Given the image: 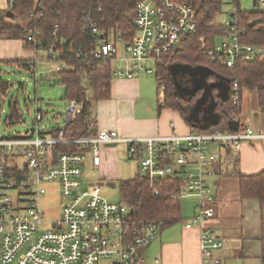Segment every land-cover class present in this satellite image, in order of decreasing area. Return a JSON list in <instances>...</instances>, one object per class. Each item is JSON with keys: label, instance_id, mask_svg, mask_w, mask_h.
Wrapping results in <instances>:
<instances>
[{"label": "built area", "instance_id": "built-area-1", "mask_svg": "<svg viewBox=\"0 0 264 264\" xmlns=\"http://www.w3.org/2000/svg\"><path fill=\"white\" fill-rule=\"evenodd\" d=\"M190 2L145 0L138 3L134 40L130 43L120 39L101 42L95 58L110 64L116 62L121 68H114L115 78H132L134 68L155 75L163 55L177 48L184 35L196 30ZM261 3L263 5L264 0ZM83 21L89 23L92 37H102L88 16ZM224 25L229 29L228 36L206 51L212 63L233 68L236 62L264 57L259 55L264 49L240 44L235 13ZM27 41L33 44L36 54L49 55V61L55 62L53 48L45 52L31 35L27 36ZM118 42L122 45L120 57H117ZM148 62L154 63V73L144 65ZM61 69L59 64L54 70L57 73ZM230 96L236 107L239 91L235 83ZM81 111L80 103L68 101L64 124L55 136L51 129L38 128L43 113L37 109L33 130L24 135L0 137V264L145 262L144 254L158 238L164 222L134 221L127 205L108 202L83 186L86 156L89 155L92 164L97 166L99 148L104 145L125 146L129 157L138 163L137 175L147 181L155 195L160 182L172 181L178 186L172 199L196 201L197 211L185 224V229H200L198 248L202 264H221L217 252L224 243L204 226L214 216L215 198L209 183L211 178L225 177L230 157L238 156L244 143L264 141V133L239 124L232 132L204 133L193 129L186 135L122 137L114 131H100L94 137L65 138L64 127ZM232 120L238 122L237 116L233 115ZM62 146L75 151H58ZM43 183L58 184L63 200L61 218L48 224L43 220L39 205L45 194ZM155 263L160 264L158 258Z\"/></svg>", "mask_w": 264, "mask_h": 264}, {"label": "trees", "instance_id": "trees-1", "mask_svg": "<svg viewBox=\"0 0 264 264\" xmlns=\"http://www.w3.org/2000/svg\"><path fill=\"white\" fill-rule=\"evenodd\" d=\"M142 1L145 0H9V4L12 3L9 9L10 19H7L5 11L0 10V38L23 40L25 48L29 50L33 48V44L27 41V36L31 35L45 52L53 48L55 62L62 66L57 75L58 84L64 90V99L67 102L74 100L82 105L81 113L64 127L65 138L97 135L92 110L95 102L110 97L113 67L108 62L98 61L94 54L101 42L120 39L130 43L134 40L136 7ZM226 1L235 8L240 44L264 49V9L259 7L260 0H255L254 5L252 3L251 10H242L238 0H191L196 30L184 35L177 48L163 55V61L156 67L154 75L164 87L165 107L177 111L186 121L188 111L202 101L205 88H199L188 96L179 93L175 66L183 70H203L207 84L213 85L211 90L214 93L226 83L229 84L228 96L211 105L215 119L209 125L199 127L204 133L232 132L238 128L240 123L233 121L232 116L240 115L244 90L255 93L257 107L264 113V57L236 62L233 68H227L219 63H212L206 55V51L216 44V39L229 34V29L224 24L216 22ZM85 16L90 18V23L102 37H92L89 23L83 21ZM200 39L202 42H199ZM44 56L47 61L50 60L49 55ZM0 64V95H7L13 87L11 82L1 78L2 72L4 73L2 69L18 68L30 76L35 70V65L22 61ZM234 83L239 91V103L236 107L230 96ZM8 107L6 123H19L22 118L19 101L11 99ZM50 129L55 136L58 128ZM57 149L60 152L75 151L66 146ZM237 164V156L230 157L233 170L229 173L227 171L225 176L238 179L242 199H255L264 207V171L250 176L242 175L236 171ZM122 185L123 198L131 209L134 221L162 220L164 230L183 220L180 201L171 198L178 187L176 182H160L156 187L157 195L149 188L147 181L138 175Z\"/></svg>", "mask_w": 264, "mask_h": 264}, {"label": "crops", "instance_id": "crops-1", "mask_svg": "<svg viewBox=\"0 0 264 264\" xmlns=\"http://www.w3.org/2000/svg\"><path fill=\"white\" fill-rule=\"evenodd\" d=\"M9 9V0H0V10L7 13V19L11 18ZM13 61L35 65L36 73L31 76L36 80L38 63L47 59L42 54L37 55L33 48L26 49L23 40L0 38V63ZM177 69L175 66V70ZM132 74L130 79L113 77L110 97L94 103L92 111L97 133L114 131L122 137L186 135L193 129L200 130L199 127L207 126L215 119L214 114L211 119L204 121L202 112L196 110L197 112L193 113L190 110L188 120H184L177 111L165 107L164 87L161 89L162 85L157 82L154 75L135 68L132 69ZM176 75L177 73L175 79L178 83ZM188 77H190L188 74L182 76L183 79ZM224 87L225 85L222 89ZM245 91L247 90L242 92L238 122L264 133V113H260L262 118L259 120L249 118L243 113ZM228 93L229 89L224 96H228ZM212 94L215 97V93ZM213 103L216 104V101ZM125 157L127 160H134L129 157L125 146L123 151L108 145L101 146L97 166L92 164L89 155L86 156L82 183H85L83 180L85 171L89 170L97 182L108 181L115 186L114 183L120 182L121 175L125 173L124 165L127 162ZM237 158L236 171L242 175L250 176L264 171V141L244 143ZM232 170L230 165L228 173ZM88 185L100 186L94 182H89ZM209 185L215 198L212 204L214 216L207 220L204 226L214 231L224 243V247L217 252L221 264H264V207H261L255 199L240 197L239 181L236 177L211 178ZM188 200H191L188 213L180 222L183 229L182 241L171 243L166 240L165 243H160L159 250L154 255V262L158 258L160 264H202V256L198 248L200 229L198 227L185 229V224L197 211L196 201ZM162 232L163 230L149 246L150 249L161 239ZM147 251L148 249L144 254L145 257L148 255Z\"/></svg>", "mask_w": 264, "mask_h": 264}, {"label": "rangeland", "instance_id": "rangeland-1", "mask_svg": "<svg viewBox=\"0 0 264 264\" xmlns=\"http://www.w3.org/2000/svg\"><path fill=\"white\" fill-rule=\"evenodd\" d=\"M240 8L242 10H251L253 0H238ZM262 1V0H261ZM259 1V7L264 9V3L262 5ZM235 13V8L233 5L226 1L222 7V12L218 15L216 22L224 24L229 19V14ZM224 38L216 39V44L223 41ZM116 47L118 49L117 57L122 54V45L117 43ZM112 67L116 68L118 64L112 62ZM149 69H152L153 73L155 66L153 62H148L144 64ZM59 64L52 61L39 62L37 65V78L34 80L32 76L23 71L15 69H2L1 78L4 81L11 82L13 87L9 90L7 95H0V137H8L14 134L24 135L35 128V114L36 110L39 109L43 113V119L39 123V129H50L59 128L64 120V115L67 107V101L64 99V90L58 84V75L55 72V67ZM120 66V65H119ZM52 71V73H50ZM9 72V73H6ZM34 73H36L34 71ZM33 73V74H34ZM176 78L178 79L177 91L185 96L191 95L199 88H205V93L203 95L202 101L196 103L191 111L193 113L202 112L204 121L211 119L214 115L211 105L213 101L225 99V92L229 88V84L226 83L224 89H220L215 93L213 97L211 88L213 85H208L206 82V73L203 70H183L177 69ZM188 74L190 77L183 79L182 76ZM153 76V74H151ZM183 79V81H181ZM11 99H17L20 104L22 118L17 124L10 125L6 123V118L9 115V102ZM243 113L252 119L262 118L261 112L257 107L256 97L254 93L244 92L243 96ZM239 116V115H238ZM264 130V129H263ZM116 148L123 151V145H118ZM126 165H124V172L121 175V182H115V186H111L110 182L102 181L97 182L93 179L92 173L88 170L85 171V178L83 179L85 183L83 186L92 190L94 193L100 195L102 198L108 202L120 203L127 205L123 196V184L129 181L137 175L138 165L136 160H127L125 157ZM89 182H94L99 184V187H90ZM41 187L45 190V194L40 198L39 205L40 210L43 213V220L48 223H52L61 218V206L63 200L61 197V191L58 184L55 183H43ZM191 200L183 199L181 200V211L182 217L188 213V207L191 204ZM182 225L179 223L171 228L164 229L161 234V239L155 243L152 248H148V255L145 257V262L142 264H156L154 258L159 250L160 243H165L167 240L171 243L182 241ZM100 264H110L106 260H102Z\"/></svg>", "mask_w": 264, "mask_h": 264}, {"label": "water", "instance_id": "water-1", "mask_svg": "<svg viewBox=\"0 0 264 264\" xmlns=\"http://www.w3.org/2000/svg\"><path fill=\"white\" fill-rule=\"evenodd\" d=\"M255 4V0H253V5ZM10 17H11V14L9 15ZM233 16V13L232 14H230V16L229 17H232ZM259 55L260 56H264V51H260V53H259ZM109 147H116V145H109ZM111 186H114V185H112V184H110Z\"/></svg>", "mask_w": 264, "mask_h": 264}]
</instances>
